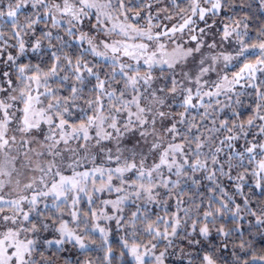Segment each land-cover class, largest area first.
<instances>
[{"label": "snow or ice", "instance_id": "6c2138e0", "mask_svg": "<svg viewBox=\"0 0 264 264\" xmlns=\"http://www.w3.org/2000/svg\"><path fill=\"white\" fill-rule=\"evenodd\" d=\"M0 264H264V0H0Z\"/></svg>", "mask_w": 264, "mask_h": 264}]
</instances>
